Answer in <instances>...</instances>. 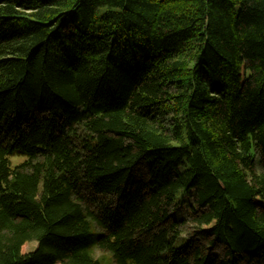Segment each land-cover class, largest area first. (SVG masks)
Returning <instances> with one entry per match:
<instances>
[{"label":"trees","instance_id":"1","mask_svg":"<svg viewBox=\"0 0 264 264\" xmlns=\"http://www.w3.org/2000/svg\"><path fill=\"white\" fill-rule=\"evenodd\" d=\"M96 249L264 264V0H0V264Z\"/></svg>","mask_w":264,"mask_h":264},{"label":"rangeland","instance_id":"2","mask_svg":"<svg viewBox=\"0 0 264 264\" xmlns=\"http://www.w3.org/2000/svg\"><path fill=\"white\" fill-rule=\"evenodd\" d=\"M24 160H25L24 157L18 156V155L11 157V161H12L13 166L16 165V164H18V163L23 162ZM176 214H178V213L176 212L174 214L177 217L181 215V214H178V215H176ZM185 237H186V235L183 234L181 237H179L177 239V241L175 243L176 247H180L184 243ZM35 247H36V243L35 242L27 243L24 246L23 251L24 252H30V251H33L35 249ZM94 255H95V257L97 259H100V263L101 264H114V262L112 260V257H111L112 255L110 253H103V252H101V251H99V250L96 249L94 251Z\"/></svg>","mask_w":264,"mask_h":264}]
</instances>
